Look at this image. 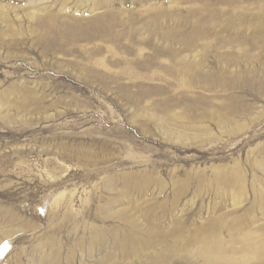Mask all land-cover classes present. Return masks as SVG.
Segmentation results:
<instances>
[{
	"label": "rangeland",
	"instance_id": "374dc122",
	"mask_svg": "<svg viewBox=\"0 0 264 264\" xmlns=\"http://www.w3.org/2000/svg\"><path fill=\"white\" fill-rule=\"evenodd\" d=\"M246 231L264 0H0V264H264Z\"/></svg>",
	"mask_w": 264,
	"mask_h": 264
},
{
	"label": "bare ground",
	"instance_id": "6f19581e",
	"mask_svg": "<svg viewBox=\"0 0 264 264\" xmlns=\"http://www.w3.org/2000/svg\"><path fill=\"white\" fill-rule=\"evenodd\" d=\"M246 232H248V231H246ZM250 232V231H249ZM248 232V233H249ZM172 234V233H171ZM250 234V233H249ZM250 236H251V234L250 235H248V234H246V235H244L241 239H240V243H242L241 244V248H242V252L243 253H245V254H249V253H252V254H255L256 256L258 255H260V256H264V244H262V241L261 242H258V243H256L255 245H253V244H250ZM252 236H254V234L252 235ZM166 237H168V236H166ZM163 238V237H162ZM195 238V237H194ZM161 240V239H160ZM203 242H208L207 240L206 241H203ZM239 242V241H238ZM237 242V243H238ZM253 243V242H252ZM210 245L211 246H209V244L207 243V244H205V247L207 246V248H209L210 250H218V251H220V249H217L215 246H220V243L218 242V241H215V239H213V241H211V243H210ZM234 248H236L235 247V245H234Z\"/></svg>",
	"mask_w": 264,
	"mask_h": 264
}]
</instances>
